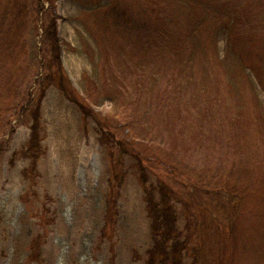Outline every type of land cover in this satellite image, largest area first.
Segmentation results:
<instances>
[{"label": "rangeland", "instance_id": "rangeland-1", "mask_svg": "<svg viewBox=\"0 0 264 264\" xmlns=\"http://www.w3.org/2000/svg\"><path fill=\"white\" fill-rule=\"evenodd\" d=\"M36 1L0 0V264L145 260L134 160L110 185L115 150L76 104L172 190L183 264H264V0ZM52 27L69 96L43 82Z\"/></svg>", "mask_w": 264, "mask_h": 264}, {"label": "trees", "instance_id": "trees-1", "mask_svg": "<svg viewBox=\"0 0 264 264\" xmlns=\"http://www.w3.org/2000/svg\"><path fill=\"white\" fill-rule=\"evenodd\" d=\"M37 11L39 12L42 8V2L40 0L36 1ZM48 32V33H47ZM46 36L48 43L52 44L51 50L54 53L53 61H48L46 65V74L43 76L44 84L53 82L57 87L67 96L70 94V89L65 88V78L61 72V61L57 49L59 44L57 43V37L55 35V28L52 27L51 30H46ZM58 74V82H56L55 73ZM87 88L90 84H86ZM44 87V86H43ZM46 87V86H45ZM88 91V89H87ZM86 91V92H87ZM44 92V88L40 91L38 96V101L36 107L31 112L32 123L30 126L29 138L22 149V156L27 157L29 162L28 170L30 172L36 169V160L40 154V122H39V112L38 104ZM87 97H92L91 94L87 93ZM75 102V100H74ZM76 104V102H75ZM79 110L84 113V116L91 117L94 121L99 124L101 129L100 137L103 139V144H106L110 150L109 155L113 156V151L115 150V166L117 169H112L111 177L115 182L108 179V183L113 185V183H122L124 179L123 171V156L127 155L131 157L133 162L134 171L137 175L139 185L143 191V201L145 204V209L147 217L149 219V230L152 239L151 245L146 250V257L143 264H183L184 251L186 250V241L188 236H186L185 241L181 240V233L177 229V214L172 202V190L163 181H158L156 185L148 182V174H150L151 169L148 168L145 160V155H140L139 152L132 150L127 139L123 136V131L118 137L115 136L113 132H106L104 127H107L109 123L101 124L96 117V114L88 107V105H78ZM108 130V129H107ZM109 143V144H108ZM27 175V174H26ZM114 206L113 201H109L107 209ZM113 212V211H111ZM110 211L106 213V217H109Z\"/></svg>", "mask_w": 264, "mask_h": 264}]
</instances>
